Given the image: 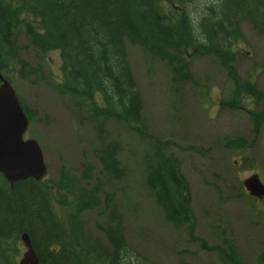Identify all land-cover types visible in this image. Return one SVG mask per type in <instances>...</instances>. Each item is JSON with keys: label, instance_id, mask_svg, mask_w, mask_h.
Segmentation results:
<instances>
[{"label": "trees", "instance_id": "1", "mask_svg": "<svg viewBox=\"0 0 264 264\" xmlns=\"http://www.w3.org/2000/svg\"><path fill=\"white\" fill-rule=\"evenodd\" d=\"M245 22L264 33V0H0V70L16 87L34 122L37 111L21 99L13 67H19V81L27 84L43 65L32 66L21 49H32L41 58L59 51V73L51 81L57 95L99 134L112 120L139 130L148 145L143 157L147 190L169 225L193 234L189 182L170 142L151 134L142 123L143 101L128 45H138L147 57L165 62L175 82H193L189 67L193 56H214L235 83L234 95L221 106L235 110L247 97L262 107L249 112L252 139L224 141L231 150L249 151L264 122V91L254 81L243 80L235 67ZM97 157L104 176L116 182L123 175L117 143L102 146ZM61 170L53 189L47 178L19 180L11 187L0 173V264H19L26 250L21 241L24 231L39 264H156L128 245L115 192L106 189L99 176L93 182V162L80 175L64 165ZM99 207L108 215L107 222L98 225L105 240L95 237L83 217ZM219 251L225 264H243L231 234ZM260 261L264 262V252Z\"/></svg>", "mask_w": 264, "mask_h": 264}, {"label": "rangeland", "instance_id": "2", "mask_svg": "<svg viewBox=\"0 0 264 264\" xmlns=\"http://www.w3.org/2000/svg\"><path fill=\"white\" fill-rule=\"evenodd\" d=\"M241 28L245 40L237 46V73L264 91V33L249 22ZM21 44L25 45L24 39ZM21 55L32 66L43 65L27 84L19 81L18 66L13 67V74L21 99L37 111L25 138L36 139L41 145L48 167L46 181L52 189L63 165L73 175H80L93 162V182L99 176L105 188L115 192L126 241L146 260L156 264H225L219 247L223 248V239L231 234L243 264H264L260 261L264 197H252L243 185L253 174L264 183V122L249 151L224 145L227 137L252 139L249 112L262 107L247 97L235 110L221 106L234 95L235 83L214 56H193L189 65L193 82H175L165 62L147 57L138 45H128L143 101L142 123L151 134L170 142L189 182L196 222L190 234L166 222L146 188L143 157L148 145L139 130L112 120L99 134L92 123L75 116L67 99L58 96L52 86V75L60 69L59 51L41 58L32 49H21ZM110 142L118 144V159L124 169L116 182L104 176L97 157L101 147ZM102 209L87 211L83 217L95 237L105 240L98 227L108 220Z\"/></svg>", "mask_w": 264, "mask_h": 264}, {"label": "water", "instance_id": "3", "mask_svg": "<svg viewBox=\"0 0 264 264\" xmlns=\"http://www.w3.org/2000/svg\"><path fill=\"white\" fill-rule=\"evenodd\" d=\"M30 121L11 82L0 71V172L11 187L19 180H42L48 171L44 153L35 139H24ZM249 194L264 197V183L258 174L243 183ZM21 239L27 247L21 264H38V257L28 233Z\"/></svg>", "mask_w": 264, "mask_h": 264}, {"label": "bare ground", "instance_id": "4", "mask_svg": "<svg viewBox=\"0 0 264 264\" xmlns=\"http://www.w3.org/2000/svg\"><path fill=\"white\" fill-rule=\"evenodd\" d=\"M23 233H26V231L22 232V234H23ZM22 234H21V235H22Z\"/></svg>", "mask_w": 264, "mask_h": 264}]
</instances>
